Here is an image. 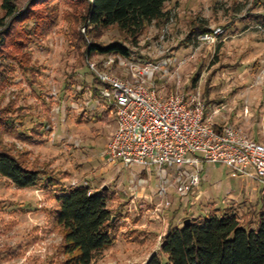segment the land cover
Masks as SVG:
<instances>
[{"label":"rangeland","instance_id":"rangeland-1","mask_svg":"<svg viewBox=\"0 0 264 264\" xmlns=\"http://www.w3.org/2000/svg\"><path fill=\"white\" fill-rule=\"evenodd\" d=\"M84 2L12 0L15 15L7 17L0 0V126L10 121L16 133H25L19 138L0 127V149L66 187L85 182L91 191L106 188L119 227L113 245L92 264H144L170 227L212 209L231 208L241 224L253 227L264 212V187L252 167L244 176L220 164H200L199 186L181 197L169 167L162 178L155 168L149 174L109 164L103 153L113 116L110 108L105 112L87 61L120 78L127 69L119 57L140 68L151 65L146 79L160 95L196 94L215 125L261 141L264 0H168L167 19L152 22L135 42L115 26L96 31L84 24ZM198 28L210 33L196 35ZM114 42L130 56L86 54L89 44ZM54 207L51 192L21 190L0 177V264H63Z\"/></svg>","mask_w":264,"mask_h":264},{"label":"trees","instance_id":"trees-1","mask_svg":"<svg viewBox=\"0 0 264 264\" xmlns=\"http://www.w3.org/2000/svg\"><path fill=\"white\" fill-rule=\"evenodd\" d=\"M167 1L85 0L82 21L96 31L115 26L127 39L135 42L152 22L167 19L163 9ZM1 9L7 17L15 15L12 0H2ZM196 30V35L210 33L203 28ZM3 44L0 40V47ZM86 54L130 56L128 49L116 42L105 46L89 44ZM4 71L0 69V81L5 79ZM109 108L106 106L105 112ZM24 119L18 120V128H23ZM0 127L6 133L17 132L10 121ZM24 135V131L16 133L19 138ZM0 177L21 190L40 189L52 193L55 207L51 214L54 224L62 231L60 254L65 258L63 264H92L101 252L113 245L119 220L108 210L106 190L91 191L84 184L66 187L54 176L26 166L2 149ZM187 219L188 225L181 222L180 226L166 231L158 252L144 264H264V212L256 217L253 227L241 224L231 208L212 209L203 216Z\"/></svg>","mask_w":264,"mask_h":264},{"label":"built area","instance_id":"built-area-1","mask_svg":"<svg viewBox=\"0 0 264 264\" xmlns=\"http://www.w3.org/2000/svg\"><path fill=\"white\" fill-rule=\"evenodd\" d=\"M118 60L127 69L122 78L87 61L99 86L98 97L113 116L114 126L103 153L109 164L117 162L149 174L155 168L162 178L164 167H169L175 171L176 193L181 197L199 186L200 164H220L244 176H249L245 169L252 167L254 180L264 187V132L260 141L239 128L215 125L196 94L162 96L148 85L151 65L140 68L123 58ZM162 189L159 194L165 196ZM169 205L163 203L165 208Z\"/></svg>","mask_w":264,"mask_h":264},{"label":"water","instance_id":"water-1","mask_svg":"<svg viewBox=\"0 0 264 264\" xmlns=\"http://www.w3.org/2000/svg\"><path fill=\"white\" fill-rule=\"evenodd\" d=\"M102 190H106V188L103 187ZM188 224H189V219H185V220L183 221V225H188Z\"/></svg>","mask_w":264,"mask_h":264}]
</instances>
